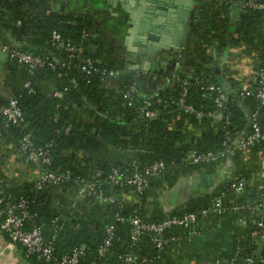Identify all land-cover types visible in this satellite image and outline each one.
Returning a JSON list of instances; mask_svg holds the SVG:
<instances>
[{
	"label": "trees",
	"instance_id": "obj_1",
	"mask_svg": "<svg viewBox=\"0 0 264 264\" xmlns=\"http://www.w3.org/2000/svg\"><path fill=\"white\" fill-rule=\"evenodd\" d=\"M256 1L264 3V0ZM234 2L212 0L205 13L206 43L214 45L217 41L222 51L228 46L235 48L249 43L258 26L264 28L261 11L243 9L239 5L238 20L233 23ZM0 7V43L47 62L42 67L32 68L4 57L7 68L22 75L24 85L14 89L11 98L18 101L24 123L15 127L0 115V213L23 204L28 214L24 229H39L44 244L52 247L57 260L78 252V264H128L123 261L126 257L134 259V263L129 264H172L168 254L189 240L193 226L165 229L163 238L168 243L160 249L155 241L157 236L152 233L133 240L132 226L127 219L138 216L146 217L148 223H161L170 217L199 214L212 206L218 194L223 195L226 203L233 200L232 186L241 180L247 181L244 174H236L219 192L207 193L178 211L147 216L145 210L152 193L175 187L186 178L210 170L212 164L206 160L208 153L222 154L237 147L244 139L241 133L246 125V135L251 132L250 120L248 122L242 108L251 113L250 118L257 112L259 125L264 129V104L254 98H241L243 91L238 88L218 105L217 93L207 88L214 86L222 91L223 86L215 77L214 69L209 65L204 67L209 63L207 58L194 65L193 75L178 74L156 95H142L138 76L129 71L123 52L103 41L99 25L91 17L51 15L41 10L36 0H0ZM54 33L59 34L62 41L80 48L81 57L71 58L59 49L52 39ZM12 39L18 47L11 43ZM94 46L98 49L93 54ZM49 52L53 56H49ZM255 57L257 84L254 89H258L264 87V79L259 76L264 74V39ZM86 59L92 61L90 74L82 71ZM126 72L127 76H120ZM109 78L117 80L115 89L107 88ZM43 82H49L60 97L44 94L40 87ZM26 83H29L27 88ZM133 85L136 92L131 94L129 88ZM144 101L151 103L156 119L139 118L138 109ZM8 102L0 97V108ZM217 115L219 127L206 126L200 144L186 137L187 127L207 125ZM24 138L30 149L47 153L49 163L38 162L35 167L55 174L59 179L57 183L37 188L34 179L19 182L6 174L8 155H18L28 164L26 153L21 151ZM191 150H196L201 157L197 163L187 160ZM247 150L262 152L264 142H256ZM158 163L163 165L159 173L145 174L147 168ZM113 171L119 174L117 183L110 179ZM136 171L147 181L141 193L128 184ZM84 185H93L95 191H102L104 195L122 197L108 204L87 195L73 207L74 196ZM247 198L254 206L263 200L255 193ZM245 200L239 197L235 204ZM4 219L1 215L0 226ZM107 226L113 227L111 252L100 257L98 248L107 238ZM252 228L256 230V226ZM1 236L26 255V248L12 243L7 233L1 232ZM171 238L178 241L171 242ZM239 247L242 253L229 264H246L250 255H253V264H264V253L257 254L258 246L250 235ZM27 259L30 264H54L37 254L28 255Z\"/></svg>",
	"mask_w": 264,
	"mask_h": 264
},
{
	"label": "crops",
	"instance_id": "obj_2",
	"mask_svg": "<svg viewBox=\"0 0 264 264\" xmlns=\"http://www.w3.org/2000/svg\"><path fill=\"white\" fill-rule=\"evenodd\" d=\"M126 0H36L41 10L48 14L60 17H91L98 23L103 41L107 42L123 52L128 67L132 73L138 76L139 87L142 95H156L161 89L172 83L176 75H193V67L200 64L203 58H207V68H213L215 77L222 84L223 98L231 95L232 91L240 88L243 92L254 90L256 82V49L262 43L263 26H258L249 43H241L237 47L222 51L220 43H206L205 29L207 20L205 13L212 0H174L186 9L181 12L179 18L183 25L172 36L170 51L162 49H150L147 44L149 39L141 34L139 26L143 22L136 23L137 17L133 10L134 2ZM235 1V2H234ZM232 22L238 19L239 8L242 0H233ZM0 10L2 8L0 7ZM139 29V30H138ZM154 37L159 38L156 33ZM230 37L232 33L230 31ZM11 43H17L14 39ZM19 45V44H18ZM230 45V44H229ZM179 46V47H178ZM95 47V46H94ZM96 51H97V47ZM95 51V52H96ZM8 62L0 54V97L9 100L14 89L22 87V75L19 71L7 68ZM128 73L120 74L121 77ZM117 81V80H116ZM109 84L107 88L115 89L117 83ZM46 95L60 97L54 93L49 82L40 85ZM250 120L251 113L242 108ZM219 115V114H218ZM217 116L209 124L189 126L185 129L186 137L199 144L202 134L207 127L218 128L220 119ZM264 120V113H263ZM248 126L241 133V139L247 134ZM239 141V140H238ZM6 174L10 178H17L19 182L38 177L39 168L24 164L18 155H8ZM207 174L212 179L211 187H205L200 178L201 174ZM236 174L247 177L245 195L258 194L264 199V151L258 152L245 149H236L228 159L212 165L210 170L182 180L175 187L152 193L145 207L146 215H166L178 211L191 202H196L207 193L219 192ZM257 217H245L241 220L237 214L224 215L210 214L200 219L197 225L196 236L186 243L171 250L168 260L172 264H229L235 250L240 246L256 226ZM251 238V236H250ZM252 239V238H251ZM258 246L257 254L264 253V242L253 239ZM0 264H30L24 251L13 244L6 242L0 235Z\"/></svg>",
	"mask_w": 264,
	"mask_h": 264
},
{
	"label": "built area",
	"instance_id": "obj_3",
	"mask_svg": "<svg viewBox=\"0 0 264 264\" xmlns=\"http://www.w3.org/2000/svg\"><path fill=\"white\" fill-rule=\"evenodd\" d=\"M241 8L251 9L261 11L264 14V3H258L256 0L246 1L242 0ZM84 37H87L85 35ZM53 41L57 44L59 49L66 51L71 58L79 59L81 57V49L76 47L70 42L62 41L59 34L54 33L52 37ZM0 54L3 57H9L11 59L17 60L21 64L29 65L32 68L42 67L47 62L45 59H40L34 57L30 54L14 50L10 46L3 45L0 43ZM86 64L82 67V71L90 74L92 72V61L86 59L84 61ZM112 75V74H111ZM261 79H264V74H259ZM113 78L108 79V83L114 84L115 81H112ZM108 86V85H107ZM25 87H29V83L25 84ZM209 91H214L217 93L216 103L219 105L220 101L223 99L222 91L219 88L214 86H209L207 88ZM131 94L136 92V87L133 85L129 88V93ZM241 98H254L264 104V87L244 91L240 94ZM151 103L149 101H144L138 109V116L140 119L146 120L156 117L155 111L151 109ZM190 110V108H188ZM0 115L5 117L8 124L19 127L24 121L22 113L19 109L18 101L16 99L10 98L8 105L0 108ZM228 125V122H226ZM250 128L251 132L244 137L242 141L237 144L236 149H247L248 147L254 145L256 142H264V129H261L258 121V113L255 112L250 118ZM229 141L230 138L227 137ZM233 149H229L222 154L208 153L206 155V160L209 161L212 165H216L221 161L228 159L233 153ZM21 151L26 153V160L30 166L37 165L38 162L43 164H48L49 159L47 153L43 150H34L29 148L28 140L24 138L21 144ZM201 159L198 156L196 150H191L187 154V160L197 163ZM163 169L161 163L154 164L151 167L147 168L145 174H157ZM118 172L113 171L110 179L113 183H117ZM59 181L58 177L55 174L48 173L44 169L39 168L38 177L36 178V187L41 188L46 184H55ZM128 184L135 187L136 192L141 193L147 187V181L138 171L134 173L131 179L128 180ZM246 181H239L238 183L233 184L234 198L230 202H225L222 194H218L213 201V204L210 208L202 210L199 214H186L180 217H170L164 220L161 223H148L145 221L146 217L143 219L134 216L127 219V221L132 226V239L136 240L139 236L152 233L157 236L155 238L157 247L162 249L167 243V240H164L163 233L164 230L170 227H185L188 225L193 226L189 240L193 239L197 234V223L199 218H206L210 214L224 215L226 213L237 214L241 220L245 217H257L256 220V230L250 233L252 239L260 240L264 242V199L258 206H254L252 202L245 195L246 191ZM1 193V192H0ZM93 195L96 200L101 203L113 204L121 198L122 196L118 194L113 195H104L102 191H95L93 185H84L79 187L77 193L74 196L73 207L75 203L81 200L84 196ZM239 197H244L246 200L242 204H235V200ZM231 206V207H230ZM4 215L5 219L0 226V235L1 232H5L11 238L12 243H19L26 248V255L37 254L40 258H43L45 261L54 263V264H78L79 253L74 252L71 257L63 256L60 260H57L53 256V249L49 245H45L43 237L39 229H33L31 231H26L24 229L25 220L28 218L27 212L24 210L23 204L18 206H12L7 211L1 212L0 216ZM107 238L98 248V255L100 257L106 256L111 252L112 237H113V227L107 226L106 229ZM171 242L178 241L177 238H171ZM242 253L240 247L235 250L234 255L232 256L229 263L234 262ZM125 263H134L132 257H126L123 260ZM253 255H250L246 259V264H253Z\"/></svg>",
	"mask_w": 264,
	"mask_h": 264
},
{
	"label": "water",
	"instance_id": "obj_4",
	"mask_svg": "<svg viewBox=\"0 0 264 264\" xmlns=\"http://www.w3.org/2000/svg\"><path fill=\"white\" fill-rule=\"evenodd\" d=\"M127 3H132L133 10L136 13V23L143 22L144 26L138 28L141 30V34L148 37L149 42L147 46L150 49H162L164 51H170L175 44H172V36L175 35L176 30L180 29L183 25L182 19L179 18L181 12L186 9L187 5L180 4L174 0H126ZM138 29V30H139ZM154 33L159 35V38L154 37ZM15 47H18V43H13ZM179 47V46H178ZM96 51L95 47H92V53ZM49 56H53L52 52L48 53ZM129 71H134L132 68H128ZM157 117L151 118V120ZM205 187H211L212 179L207 174H201Z\"/></svg>",
	"mask_w": 264,
	"mask_h": 264
}]
</instances>
